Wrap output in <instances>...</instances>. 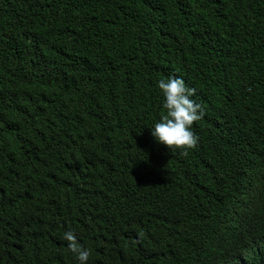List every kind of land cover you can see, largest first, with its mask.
<instances>
[{
	"label": "trees",
	"instance_id": "1",
	"mask_svg": "<svg viewBox=\"0 0 264 264\" xmlns=\"http://www.w3.org/2000/svg\"><path fill=\"white\" fill-rule=\"evenodd\" d=\"M172 75L205 112L174 151ZM69 229L87 264L264 255V0H0V264H79Z\"/></svg>",
	"mask_w": 264,
	"mask_h": 264
},
{
	"label": "clouds",
	"instance_id": "2",
	"mask_svg": "<svg viewBox=\"0 0 264 264\" xmlns=\"http://www.w3.org/2000/svg\"><path fill=\"white\" fill-rule=\"evenodd\" d=\"M157 87L162 93L166 113L151 127V135L171 151L195 147L199 137L193 130V124L205 114L203 106L193 99L197 90L189 87L184 78L178 75L158 80ZM100 194L97 192L98 198ZM63 239L68 242V248L79 264H87L91 250L78 241L77 234L69 229L63 233ZM258 253L257 249L245 246L229 252L220 264L259 262L264 255L257 257Z\"/></svg>",
	"mask_w": 264,
	"mask_h": 264
}]
</instances>
